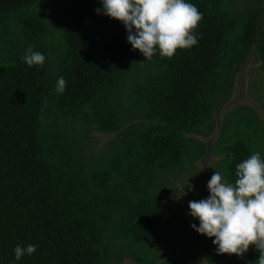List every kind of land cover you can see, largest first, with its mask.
<instances>
[{
	"label": "trees",
	"instance_id": "obj_1",
	"mask_svg": "<svg viewBox=\"0 0 264 264\" xmlns=\"http://www.w3.org/2000/svg\"><path fill=\"white\" fill-rule=\"evenodd\" d=\"M39 1L0 0V16L23 14ZM189 2L202 13L193 30L199 33L198 43L177 48L172 57L159 56L169 75L164 102L159 105L161 76L156 75L153 87L157 90H149L143 108L146 119H154L161 126L159 132L165 129L167 133L164 138L154 139V155L160 153L158 147L176 151L171 135L198 124L207 107L201 84L217 66L219 46L226 39L223 25L206 6ZM98 7L99 0L62 3L61 38L66 59L62 57L57 77L63 76L66 81L63 93L55 91L56 80L46 81L45 85L41 70L35 65L29 68L21 59L0 71V264H10L18 243H35L37 248L14 264H105L102 252L106 245L101 240L105 228L92 223L96 222L93 219L113 222L114 218L121 220L119 214L124 213L127 220L135 214L142 216L153 232L160 228V219L164 220L163 212L153 203L149 205L153 209L146 203H131L122 192L119 197L111 196L109 200L105 196L97 203L99 197L94 196L93 189L99 186L98 175L93 173L92 162L86 164L81 143L60 126L59 120L64 125V118L78 117L106 131L115 123L123 98L131 103L139 101L132 90L120 95L118 79L141 68L143 55L126 42L122 23L94 12ZM22 19L29 28L38 27L31 17ZM115 105L118 107L112 108ZM243 159L233 162L234 176L235 165ZM97 204L111 206L105 212ZM114 204L119 210L112 211ZM96 214L102 215L93 217ZM212 239L201 237V253L207 255L206 248L212 245L220 264L232 259L236 264H246L242 254L232 258L231 254L218 253Z\"/></svg>",
	"mask_w": 264,
	"mask_h": 264
},
{
	"label": "rangeland",
	"instance_id": "obj_2",
	"mask_svg": "<svg viewBox=\"0 0 264 264\" xmlns=\"http://www.w3.org/2000/svg\"><path fill=\"white\" fill-rule=\"evenodd\" d=\"M63 1L41 0L23 14L0 16V71L20 59L31 45L46 57L43 65H35L41 70L44 84L56 80L66 54L61 38ZM194 1L204 4L223 25L226 39L219 46L217 66L201 84L207 107L198 124L171 135L176 151L158 147L160 153L154 155V139L164 138L166 131L159 132L161 126L154 119L147 120L143 109L149 90H157L153 87L154 76H161L157 94L160 102L167 89L169 75L158 53L150 60L142 57L141 68L118 79L120 95L132 90L139 101L131 103L122 97L123 106L108 130L83 123L78 117L64 118V125L59 120L65 133L81 143L86 164L92 162L93 173L98 175L99 186L93 189L94 196L99 197L97 203L105 196L109 200L111 196L119 197L122 192L131 203H146L149 209H153L149 206L153 203L163 212L164 220L159 218L160 228L154 232L142 216L135 214L127 220L124 213H118L121 220L114 218L113 222L92 218L96 221L92 223L105 228L101 237L106 245L102 252L105 264L217 263L212 245L206 248L207 255L199 251L200 239L205 235L190 227L198 221L187 214V202L208 195L206 182L215 170L234 182L235 159L247 158L254 151L264 158V0ZM23 17H31L38 27L29 28ZM79 134L82 136L78 138ZM97 205L105 212L111 206ZM117 207L112 211L119 210ZM242 255L246 256V264H258L260 250L250 243ZM221 264L236 262L232 259Z\"/></svg>",
	"mask_w": 264,
	"mask_h": 264
},
{
	"label": "clouds",
	"instance_id": "obj_3",
	"mask_svg": "<svg viewBox=\"0 0 264 264\" xmlns=\"http://www.w3.org/2000/svg\"><path fill=\"white\" fill-rule=\"evenodd\" d=\"M94 12L120 21L126 31V42L133 50L150 60L159 52L172 57L177 48L198 43L194 33L202 13L188 0H99ZM21 61L29 68L43 65L46 57L33 46H27ZM66 81L56 79L55 91L63 93ZM234 182L215 170L206 182L208 195L187 202V214L198 223L190 224L197 233L212 237L218 253L240 256L250 243L260 250L258 264H264V158L258 151L235 165ZM191 188V185H190ZM35 243L16 244L13 260L36 251Z\"/></svg>",
	"mask_w": 264,
	"mask_h": 264
}]
</instances>
